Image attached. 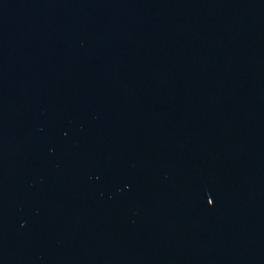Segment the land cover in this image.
Listing matches in <instances>:
<instances>
[{"label":"water","instance_id":"1","mask_svg":"<svg viewBox=\"0 0 264 264\" xmlns=\"http://www.w3.org/2000/svg\"><path fill=\"white\" fill-rule=\"evenodd\" d=\"M264 71V0H0V264H175Z\"/></svg>","mask_w":264,"mask_h":264}]
</instances>
